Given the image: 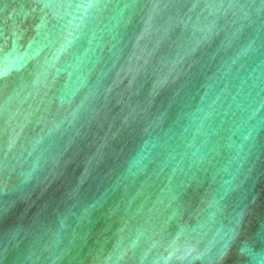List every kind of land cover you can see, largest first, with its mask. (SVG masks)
<instances>
[{"label":"water","instance_id":"obj_1","mask_svg":"<svg viewBox=\"0 0 264 264\" xmlns=\"http://www.w3.org/2000/svg\"><path fill=\"white\" fill-rule=\"evenodd\" d=\"M0 264H264V0H0Z\"/></svg>","mask_w":264,"mask_h":264}]
</instances>
